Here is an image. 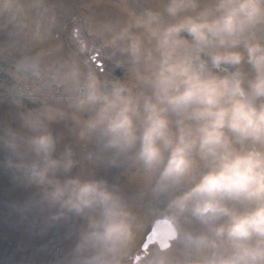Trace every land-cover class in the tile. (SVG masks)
<instances>
[{"label": "clouds", "instance_id": "1", "mask_svg": "<svg viewBox=\"0 0 264 264\" xmlns=\"http://www.w3.org/2000/svg\"><path fill=\"white\" fill-rule=\"evenodd\" d=\"M102 36L125 76L78 57H32L22 97L66 100L68 113L0 124V170L32 190L47 226L76 220L67 264H129L134 199L96 174L137 176L167 230L139 264H264V0H147ZM23 7L0 8V27ZM70 114L76 143L52 125ZM81 149V150H78ZM71 234V233H70Z\"/></svg>", "mask_w": 264, "mask_h": 264}, {"label": "rangeland", "instance_id": "2", "mask_svg": "<svg viewBox=\"0 0 264 264\" xmlns=\"http://www.w3.org/2000/svg\"><path fill=\"white\" fill-rule=\"evenodd\" d=\"M10 0H0V8ZM23 7L16 23L0 27V124L17 126L22 114L43 109L68 113L66 100L59 97H22L16 90L23 83L42 84L46 76L37 77L27 70L29 60L40 54L48 60L78 57L101 76L123 78L125 68L118 67L102 36L110 25L140 13L149 6L147 0H12ZM66 143H76L70 114L52 125ZM81 150V149H78ZM96 174L118 184L126 196L134 199L139 222L129 264H139L140 254L157 221L163 219V204L152 200L143 182L124 169L103 165ZM32 190L17 185L10 174L0 170V264H67L75 244V232L82 222L71 220L52 226L44 223L37 211L24 205ZM71 233V234H70ZM159 240V239H158ZM160 242V240H159Z\"/></svg>", "mask_w": 264, "mask_h": 264}, {"label": "water", "instance_id": "3", "mask_svg": "<svg viewBox=\"0 0 264 264\" xmlns=\"http://www.w3.org/2000/svg\"><path fill=\"white\" fill-rule=\"evenodd\" d=\"M167 227L168 225L166 219H160L159 221H157L152 229L153 231L148 236L146 244H151V243L159 242V240H162V236L165 235Z\"/></svg>", "mask_w": 264, "mask_h": 264}, {"label": "flooded vegetation", "instance_id": "4", "mask_svg": "<svg viewBox=\"0 0 264 264\" xmlns=\"http://www.w3.org/2000/svg\"><path fill=\"white\" fill-rule=\"evenodd\" d=\"M163 237H164V236H162V240H163ZM162 240H160V242H161ZM160 242H156V244H157V243H160ZM156 244H152L150 247H152V246H154V245H156Z\"/></svg>", "mask_w": 264, "mask_h": 264}, {"label": "trees", "instance_id": "5", "mask_svg": "<svg viewBox=\"0 0 264 264\" xmlns=\"http://www.w3.org/2000/svg\"><path fill=\"white\" fill-rule=\"evenodd\" d=\"M163 219H165V218L163 217Z\"/></svg>", "mask_w": 264, "mask_h": 264}]
</instances>
